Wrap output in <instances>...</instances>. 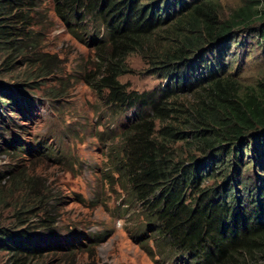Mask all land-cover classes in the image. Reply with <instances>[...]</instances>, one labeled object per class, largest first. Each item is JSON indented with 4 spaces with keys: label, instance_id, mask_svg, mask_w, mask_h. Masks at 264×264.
<instances>
[{
    "label": "trees",
    "instance_id": "1",
    "mask_svg": "<svg viewBox=\"0 0 264 264\" xmlns=\"http://www.w3.org/2000/svg\"><path fill=\"white\" fill-rule=\"evenodd\" d=\"M53 3L70 35L92 48L96 88L106 91L107 104L120 112L133 110L118 143L108 147L130 200L141 207L143 221L133 241L155 264H264V89L241 95L228 59L235 29H250L245 22L250 7L224 18L219 0ZM21 5V0H0V78L27 47L19 22L28 16L20 19ZM257 34L263 44L264 28ZM131 55L140 57L141 73L158 79L159 86L139 91L121 81L135 72ZM30 71L14 85L0 82V95L18 107L12 88L23 97L24 91L37 90L34 77L42 76ZM10 111V103L0 98L4 128ZM7 145L28 151L15 139ZM2 192L5 264H34L61 250L73 253L78 235L59 237L53 211L41 210L43 217L34 222L41 201L26 198L10 208Z\"/></svg>",
    "mask_w": 264,
    "mask_h": 264
},
{
    "label": "rangeland",
    "instance_id": "2",
    "mask_svg": "<svg viewBox=\"0 0 264 264\" xmlns=\"http://www.w3.org/2000/svg\"><path fill=\"white\" fill-rule=\"evenodd\" d=\"M21 1L20 19L28 16L25 23L19 22L27 32L22 37L27 47L8 71L2 70L0 82L14 85L30 70L42 76L34 77L37 90H26L23 97L12 88L18 107L11 97L0 95L12 108L6 128L0 124V188L6 206H18L26 198L41 201L34 222L48 209L54 212L53 230L59 237L78 235L72 240L73 253L49 252L34 264H155L131 238L142 225L141 207L130 200L125 180L108 158V147L118 143L133 110L120 112L107 104L106 91L96 88L92 48L70 35L54 12L53 0ZM219 2L224 18L239 8L251 9V19L245 20L250 29H235L228 59L241 95L251 88L259 92L264 89V43H258L257 32L264 28V0ZM128 60L135 72L121 81L129 89L160 85L141 73L140 57ZM14 139L28 151L8 146ZM39 150L45 155L38 156ZM7 258L0 253V264Z\"/></svg>",
    "mask_w": 264,
    "mask_h": 264
}]
</instances>
